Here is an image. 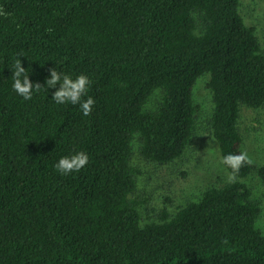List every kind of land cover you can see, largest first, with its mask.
Instances as JSON below:
<instances>
[{
	"label": "trees",
	"instance_id": "obj_1",
	"mask_svg": "<svg viewBox=\"0 0 264 264\" xmlns=\"http://www.w3.org/2000/svg\"><path fill=\"white\" fill-rule=\"evenodd\" d=\"M0 7L9 13L0 16V264H264L262 208L242 181L256 171L264 183V165H244L234 182L173 213L151 208L139 189V161L169 166L197 135L201 77L209 78L208 127L221 160L242 151L241 111L264 108V50L240 0ZM18 58L42 86L51 68L86 74L91 114L57 104V89L21 97L12 87ZM80 151L89 156L83 169L56 170Z\"/></svg>",
	"mask_w": 264,
	"mask_h": 264
},
{
	"label": "rangeland",
	"instance_id": "obj_2",
	"mask_svg": "<svg viewBox=\"0 0 264 264\" xmlns=\"http://www.w3.org/2000/svg\"><path fill=\"white\" fill-rule=\"evenodd\" d=\"M240 13L246 25L256 28L264 50V0H240ZM208 80V76L201 77L193 90L194 104L199 107L198 130L184 156L169 166L138 162L142 172L140 192L149 200V206L158 211L166 208L173 213L206 188L229 181L230 173L221 162L218 145L208 127L213 110L212 95L207 88ZM161 95L158 91L150 99L147 104L149 110L155 108ZM240 126L243 133L242 151L248 153L256 167L263 166L264 108L257 111L243 109ZM242 181L251 188L253 199L261 205L262 215L258 227L264 232V183L256 171ZM155 215H145V218Z\"/></svg>",
	"mask_w": 264,
	"mask_h": 264
},
{
	"label": "clouds",
	"instance_id": "obj_3",
	"mask_svg": "<svg viewBox=\"0 0 264 264\" xmlns=\"http://www.w3.org/2000/svg\"><path fill=\"white\" fill-rule=\"evenodd\" d=\"M9 15L2 7H0V16L7 17ZM13 89L25 100H31L33 96V89L39 91L42 87L57 89L52 95V99L57 104L71 103L72 105H79L84 116H89L93 110L95 100L91 96L86 99L82 97L87 95L91 81L86 74H79L73 78L69 74L62 73L56 68L49 69L50 77L46 79V85L42 86L40 83H33L27 72L22 66L20 58L16 59L13 65ZM57 86H59L57 88ZM227 168L231 169V174L228 177L229 182L235 181V175L239 173L244 165L253 163L246 151L239 153H230L223 157L221 161ZM89 163V156L86 152L80 151L71 156L61 157L55 165L58 172L68 175L72 172H79Z\"/></svg>",
	"mask_w": 264,
	"mask_h": 264
}]
</instances>
